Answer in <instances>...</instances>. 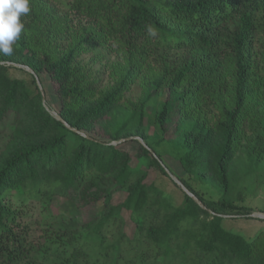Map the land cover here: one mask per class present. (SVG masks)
<instances>
[{
    "label": "trees",
    "instance_id": "1",
    "mask_svg": "<svg viewBox=\"0 0 264 264\" xmlns=\"http://www.w3.org/2000/svg\"><path fill=\"white\" fill-rule=\"evenodd\" d=\"M29 9L12 54L0 53V264H264V227L246 237L222 216L237 167L264 164V0H29ZM136 80L142 96L125 100ZM167 143L220 199L181 178L205 207L184 191L175 205L148 179L150 169L167 174L158 161ZM14 193L46 213L63 200L42 241H29Z\"/></svg>",
    "mask_w": 264,
    "mask_h": 264
},
{
    "label": "rangeland",
    "instance_id": "2",
    "mask_svg": "<svg viewBox=\"0 0 264 264\" xmlns=\"http://www.w3.org/2000/svg\"><path fill=\"white\" fill-rule=\"evenodd\" d=\"M59 6L66 8L71 0H52ZM88 60V56L85 57V61ZM114 61L115 57L113 55L110 56V59L107 61ZM106 61V60H104ZM97 75L102 84L106 85L109 81L108 74L106 70L102 67L101 63L95 62L90 64ZM13 76H18L22 78H27V74L24 70L12 69L10 72ZM45 89H46V100L52 107H56L57 103L55 102V97L53 96V92L49 88L48 82L44 79ZM142 96V86L139 80H136L128 91L125 93V100H131L133 102L138 101ZM172 139L176 138V135H172ZM116 143V142H115ZM121 146L123 148L129 149L134 152L136 149V144L132 142H121ZM120 144V143H119ZM160 152L162 154L161 160L164 166L168 169V171L173 174L176 178H186L194 188L203 193L204 197L208 200H218L222 197V191L219 189L214 182L209 179H205L206 181H201L198 178L191 176L187 172H185L180 166L177 158V148L172 144H163L159 147ZM243 159V156H238L236 158L237 166H239V160ZM140 165V162L133 159L132 166ZM240 166H246L245 163ZM141 167V166H139ZM240 168V167H239ZM237 167V172L240 174V177L234 182L231 187V191L229 194L230 206L226 210V215L224 218L223 224L225 227L232 229L234 231H239L246 237L253 235L256 230L260 227H264V218H257L252 216V213H260L264 214V164L257 166L249 173L242 175L243 170H239ZM167 173V172H166ZM238 174V175H239ZM236 175V178L237 176ZM148 179H154L155 184L161 188L165 194L169 195L172 202L177 205L181 202L182 199V189L179 185H177L172 178L167 174H163L160 171L150 169ZM124 196V193H118L115 196V201H120ZM7 200L16 210H19L22 215L19 219L24 226L25 223L27 226V234L29 241L36 243L42 241L44 228L48 225L45 221L51 220V214H58L63 211L62 201L54 198L51 202L50 207H48V211L43 210L41 205L36 200L24 199L18 194H11L7 197ZM249 211V214L244 215L243 213H235L237 211L245 212ZM229 214V215H228ZM47 215V216H46ZM121 218L123 219V229L125 234L132 238L134 224L130 219L129 214L126 211L121 212ZM114 237V236H113ZM112 234L109 233L107 235V243L113 239ZM123 249H126L125 244L122 243ZM125 254L131 255V252H128V247L126 249ZM120 262H123L120 259Z\"/></svg>",
    "mask_w": 264,
    "mask_h": 264
},
{
    "label": "clouds",
    "instance_id": "3",
    "mask_svg": "<svg viewBox=\"0 0 264 264\" xmlns=\"http://www.w3.org/2000/svg\"><path fill=\"white\" fill-rule=\"evenodd\" d=\"M29 11V0H0V53L3 55L12 54L13 44L24 27L20 18Z\"/></svg>",
    "mask_w": 264,
    "mask_h": 264
},
{
    "label": "water",
    "instance_id": "4",
    "mask_svg": "<svg viewBox=\"0 0 264 264\" xmlns=\"http://www.w3.org/2000/svg\"><path fill=\"white\" fill-rule=\"evenodd\" d=\"M15 66H18V67H21L23 69H25L26 71L30 72L33 74V71L31 68H29L28 66L26 65H22V64H17V63H14ZM35 76V75H34ZM35 79H36V83L38 85V88L40 90V93L42 95V100L44 101L45 100V96H44V90L42 88V85L40 83V81L38 80V78L35 76ZM50 112L52 113V115H54L56 117V119H58L59 121H61L65 126H67L68 128H71L72 130L80 133V134H83L82 132H80L79 130L71 127L70 125H68L61 117L60 115L53 111V110H50ZM131 138V137H129ZM135 138H138V140L142 143L143 146H145L153 155L154 153L152 152V150L143 142V140L140 138V137H136ZM158 161L160 162V164L163 166L164 170L168 173V175L172 178V180L181 187V189L187 194L189 195L193 200H195L201 207H205L204 204L198 200V198L181 182L180 179L176 178L173 174H171L168 169L164 166V164L162 163V161L160 159H158ZM252 216L254 217H257V218H264V214H260V213H252L251 214ZM222 216H227V215H223Z\"/></svg>",
    "mask_w": 264,
    "mask_h": 264
}]
</instances>
